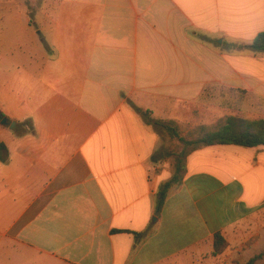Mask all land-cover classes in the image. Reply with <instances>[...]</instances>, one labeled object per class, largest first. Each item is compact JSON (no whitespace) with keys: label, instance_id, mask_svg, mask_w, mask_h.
Instances as JSON below:
<instances>
[{"label":"crops","instance_id":"crops-1","mask_svg":"<svg viewBox=\"0 0 264 264\" xmlns=\"http://www.w3.org/2000/svg\"><path fill=\"white\" fill-rule=\"evenodd\" d=\"M22 13L0 16V112L15 123L0 125V264H244L264 253V147L191 152L156 213L173 173L148 122L226 115L199 100L209 85L244 86L238 71L264 73V52L238 48L264 32V0H51L36 27Z\"/></svg>","mask_w":264,"mask_h":264},{"label":"trees","instance_id":"trees-1","mask_svg":"<svg viewBox=\"0 0 264 264\" xmlns=\"http://www.w3.org/2000/svg\"><path fill=\"white\" fill-rule=\"evenodd\" d=\"M243 50L252 53L264 52V32L258 33L255 38L244 46H238ZM146 115V114H145ZM5 118L0 112V121ZM149 123L159 125L170 139H176L182 146L181 157L183 160L193 151L201 147L208 146H238L243 148L264 147V119H245L232 115L223 116L215 121L211 126L200 125L189 134L190 139L179 136V125L172 120L154 121L148 119ZM28 131H31L30 124ZM189 147V148H188ZM7 149L3 142L0 141V162L7 161ZM185 161H177L171 178L159 186L156 200L155 212L158 213L163 205L167 193L175 186H178L185 173ZM226 248V242L223 237L216 233L213 237V253L220 254ZM264 253L254 256L244 264H255L261 259Z\"/></svg>","mask_w":264,"mask_h":264},{"label":"rangeland","instance_id":"rangeland-1","mask_svg":"<svg viewBox=\"0 0 264 264\" xmlns=\"http://www.w3.org/2000/svg\"><path fill=\"white\" fill-rule=\"evenodd\" d=\"M49 1L51 0H0V16H3L5 11H12L14 15L18 14L20 11L21 14H18L17 17L22 18L21 20L23 21L24 17L22 11L24 10L28 19L30 20V23L36 27L34 21L36 20L37 14L39 11L43 10V6L47 5ZM8 18L9 17L5 18L4 24L5 26H8L6 27L7 31L12 34L14 30H12V27L9 24L10 22L7 20ZM11 38H13L12 35ZM209 42L215 49L220 50L222 54L228 52V49H226V46L223 44V42H221L219 45L214 40ZM222 74L226 76V79L228 78L227 72H222ZM237 74L238 76H231V78H235L233 80L234 82L244 86L239 88H228L223 85H209L206 87L204 95L201 100H199V102L220 107L222 113L226 114L223 116L230 114L241 118L250 116L251 118L264 119V101L257 97L254 87L257 84V81L259 82L260 80H264V73L259 71H238ZM260 89L264 91V86L262 87L261 85ZM197 127L198 126H194L190 123L184 126L179 125V136L190 139L189 134ZM20 132L22 131H17V133ZM231 147L242 149L241 147L237 146ZM160 149L162 150L163 156L165 158L163 159V162L166 163L168 169L173 173L177 161H184L183 157L180 155L182 146L176 139H170L162 128L160 132ZM174 188H176V186L172 189Z\"/></svg>","mask_w":264,"mask_h":264},{"label":"water","instance_id":"water-1","mask_svg":"<svg viewBox=\"0 0 264 264\" xmlns=\"http://www.w3.org/2000/svg\"><path fill=\"white\" fill-rule=\"evenodd\" d=\"M0 125H2V126H8L10 129H13L15 127V123L14 122H8L5 118H3L0 121Z\"/></svg>","mask_w":264,"mask_h":264}]
</instances>
